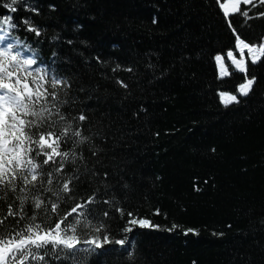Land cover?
I'll return each mask as SVG.
<instances>
[{
  "label": "trees",
  "instance_id": "obj_1",
  "mask_svg": "<svg viewBox=\"0 0 264 264\" xmlns=\"http://www.w3.org/2000/svg\"><path fill=\"white\" fill-rule=\"evenodd\" d=\"M29 2L39 13L25 11L22 4L16 21L32 18L42 35L22 30L20 37L46 62L57 54V68L75 82L73 95L81 83L99 85L100 102H91L96 111L89 113L90 131L107 133L103 166L126 169L123 181L130 187L116 189L122 201L116 206L124 208V215L103 203L94 207L112 211V235L127 236L136 258L130 262L114 246L91 264H264V64L252 66L258 83L250 97L225 109L218 92L232 91L242 74L220 78L214 59L229 48L237 53L229 20L247 41L264 35L259 0L241 5L248 18L240 13L224 18L217 0ZM53 36L59 38L53 41ZM98 54L108 68L96 61ZM116 63L122 68L115 75L128 83L130 95L101 77L105 72L111 77ZM229 71L235 73L231 66ZM118 180L114 177L113 183ZM98 185L84 184L81 195ZM111 196L101 187V200ZM157 208L161 215H155ZM127 211L159 224L160 230L134 226L132 233H124ZM174 222L198 235L167 231Z\"/></svg>",
  "mask_w": 264,
  "mask_h": 264
},
{
  "label": "snow or ice",
  "instance_id": "obj_2",
  "mask_svg": "<svg viewBox=\"0 0 264 264\" xmlns=\"http://www.w3.org/2000/svg\"><path fill=\"white\" fill-rule=\"evenodd\" d=\"M217 3L224 18L233 13L248 18L249 12L242 11L241 5H254V0H217ZM22 4L25 11L39 13L29 0L0 3L4 10L0 13V264H91L93 257L115 251L114 246L127 253L130 262L134 261L135 251L129 249L127 236L116 238L111 233L112 211H97L103 203L123 216L124 208L116 206L122 203L116 189L130 187L123 181L126 169L119 164L111 171L103 166L107 133L102 129L95 133L90 131L89 113L96 111L91 102H100L99 85L90 88L81 83L77 94L73 95L75 82L57 68V54L53 52L52 62H46L39 51L20 37L22 30L36 37L42 35L32 18L16 21L15 14ZM259 5L264 8V0H259ZM258 16L264 18V11ZM157 22L155 18L152 21ZM228 27L238 52L237 56L232 48L227 51V60L235 73H230V66L219 54L214 57L216 68L220 78L242 74L239 77L242 82L232 91L218 92L219 102L225 109L238 106L250 97L258 83L252 66L264 64V35L251 42L241 37L231 20ZM58 38L53 36L52 40ZM82 43L87 47L86 41ZM95 59L105 68L109 67L99 54ZM85 63L90 66L89 60ZM147 67L154 69L156 65L149 63ZM121 68V64L116 63L111 68V77L106 72L101 73V77L124 88L130 95L128 83L115 75ZM126 70L133 71L131 67ZM170 71L171 68L162 70L157 79ZM123 99L126 100L127 95ZM215 151L212 148V152ZM114 177L120 180L113 183ZM97 181L100 185L95 191L81 195L84 184ZM101 187L104 195L112 193L111 198H99ZM195 190L201 191L199 187ZM126 215L124 233H132L134 226L150 230L161 228L148 218L134 217L132 211H127ZM155 215H161L159 208L155 209ZM167 231H183L185 236L196 233L193 228L181 230L175 222Z\"/></svg>",
  "mask_w": 264,
  "mask_h": 264
},
{
  "label": "rangeland",
  "instance_id": "obj_3",
  "mask_svg": "<svg viewBox=\"0 0 264 264\" xmlns=\"http://www.w3.org/2000/svg\"><path fill=\"white\" fill-rule=\"evenodd\" d=\"M238 56V52L237 53H234ZM222 57H224V62L226 63V65H231V62L229 60H227V54L225 56L221 55ZM234 69V67H232ZM217 73H218V76H219V72H218V69H217Z\"/></svg>",
  "mask_w": 264,
  "mask_h": 264
}]
</instances>
